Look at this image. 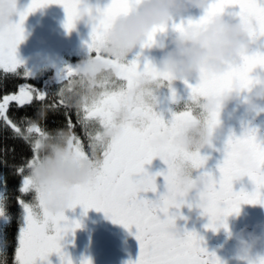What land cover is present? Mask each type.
I'll return each mask as SVG.
<instances>
[{"label":"snow or ice","instance_id":"6c2138e0","mask_svg":"<svg viewBox=\"0 0 264 264\" xmlns=\"http://www.w3.org/2000/svg\"><path fill=\"white\" fill-rule=\"evenodd\" d=\"M9 2L13 4L18 19L7 26H0V79L13 77L35 81L34 71L19 57L18 48L25 39L24 23L27 17L51 4L63 7L66 15L64 28L68 32L75 29L82 8L88 13L91 28L88 54L108 64L114 74L99 81L97 94L90 103L74 110L68 107L67 99L75 91L76 66L64 65L56 70V80L60 86L54 93L26 82L20 84L15 93L0 97V127L11 130L14 139L24 140L31 152V156L22 158L20 164L11 165L13 174L19 177L15 188L19 193L15 196L19 212L15 217L10 210L12 197L9 195L8 179L0 174V264H7V249L10 246L7 229L14 219L17 231L13 264H38V261L40 264H51L49 257L53 254L59 257L60 264H73L71 256L65 251L64 241L68 234H74L80 227L79 222L69 220L63 211L53 213L49 210L44 193L31 176V169L40 158L41 141L50 132L27 115L19 121L14 120L9 115L13 105L17 110L39 105L38 116L41 109L46 112L65 110L66 127L72 132V148L77 156L87 158L95 152L101 160L95 179L72 189L67 209L80 206L85 213L95 209L129 231L135 228L139 255L134 264H222L215 253L208 252L203 246V238L197 232L171 230L177 215L169 210L179 209L186 203L189 208L193 206L184 194L178 200H170L163 193L155 200L140 194L156 193L158 176H163L164 186L171 188L176 180L175 164L183 160L203 181V190L195 206L202 210V215L208 216L209 224L206 227L213 231L219 227L227 229L226 218L238 214L242 204L264 205V140L258 138L256 128L246 127L238 136L229 130L221 149L223 159L217 164L218 177L210 171H201L209 159L201 151H185L171 139L163 145L154 142L165 132L174 137L197 120L214 132L221 123L219 108L217 111L203 112L200 102L229 91L233 81H239L242 89L250 91L261 82L260 76L254 77L252 74L258 68L264 70V51L251 49L235 62L226 61L224 70L219 73L202 69L195 84L183 79L190 89L189 103L184 110L174 112L172 118L165 121L154 110V92L148 91L138 96H130V93L139 78L146 77L167 82L175 102L177 96L172 82L177 79L169 73L159 72L151 61L141 62L139 53L132 59L121 61L101 55L98 47L106 43L114 21L133 11L140 0H110L103 8L87 4L84 0H31L22 10L18 8V0ZM228 8L238 9L234 15L247 25L252 45L264 39V0H209L198 20L180 19L179 22L174 20L168 25L156 26L145 36L140 48H151L157 43L158 35L169 29L183 32L188 28L201 27L217 15L225 14ZM50 95L57 99L49 103ZM145 95L149 97V102L143 99ZM125 109L129 118L121 120L119 113ZM77 126L83 136L76 133ZM115 126L122 129L121 134L105 142L103 129ZM210 148H214V145ZM8 151L5 149V158L0 159L4 167H9L6 159ZM157 157L167 165V170L152 174L145 165L151 164ZM243 177L254 185L252 191L243 188L234 190V183ZM29 194L32 195L31 201L24 199ZM81 264H91V261L84 259ZM248 264H264V258H258L255 262L250 259Z\"/></svg>","mask_w":264,"mask_h":264},{"label":"clouds","instance_id":"9594fccd","mask_svg":"<svg viewBox=\"0 0 264 264\" xmlns=\"http://www.w3.org/2000/svg\"><path fill=\"white\" fill-rule=\"evenodd\" d=\"M209 0H140L139 4L129 14L117 18L109 30L106 43L99 45L101 55L112 57L121 61L127 60L141 46L145 36L156 26L168 25L172 21L183 17L192 10H204ZM15 10L9 0H0V26L12 23ZM89 16L81 10L77 23L88 25ZM156 46L163 51L159 62H153L161 73H169L176 79H198L201 70L209 73L222 72L226 61L235 62L239 57L252 49L248 35V27L239 19L229 22L225 14L217 15L201 27L188 28L183 32H175L171 39L159 41ZM75 91L68 97L69 108H80L90 103L97 94L96 85L105 76L114 73L110 66L94 55H87L76 65ZM165 81H156L141 77L130 96H138L165 84ZM243 102L248 109L256 110L264 105V78L255 84L252 89L244 90L239 81H233L231 89L218 97L202 100L200 110L203 112L217 111L220 115L227 110V106L234 101ZM149 102L148 96H143ZM47 112L41 109L39 117L43 120ZM121 120L129 118L128 111L119 113ZM119 126L103 129L105 142L121 134ZM221 123L214 132L208 126L197 120L188 124L174 137L165 132L155 138V143L163 145L169 140L185 151H201L210 148L213 141L218 138ZM72 132L56 130L49 133L41 141L40 158L31 169V176L35 185L44 193L48 208L53 213L67 210L72 189L77 185L88 184L93 181L100 169L101 160L91 153L87 158H80L72 148ZM176 180L171 188L165 187L166 195L170 200H178L181 194L196 201L203 190V181L196 175L190 165L181 160L175 164ZM173 232L181 229L175 223L171 226ZM264 242V237L246 230L236 237V256L243 261L252 259V253Z\"/></svg>","mask_w":264,"mask_h":264},{"label":"flooded vegetation","instance_id":"af4514ba","mask_svg":"<svg viewBox=\"0 0 264 264\" xmlns=\"http://www.w3.org/2000/svg\"><path fill=\"white\" fill-rule=\"evenodd\" d=\"M31 0H18V8L21 10L25 8ZM85 3L105 7L110 0H84ZM38 10H48L49 17H42L39 14H32L28 16L24 23V29L27 30V25L34 26L35 32L32 35L33 41H38L37 49L49 54L44 61L37 67V74L48 72L49 79L52 81L46 82L42 86H49L59 88L56 80V70L69 65L75 67L81 60L88 55V48L86 44L90 42L89 25L77 23L75 29L68 32L64 28L66 15L62 6L51 4L47 7ZM238 12L236 8H228L225 10V18L229 22H236L238 17L234 15ZM204 14V10H192L183 17L178 18L187 21L188 19L198 20ZM16 19V17H14ZM18 19V17H17ZM175 31L169 29L165 33H161L157 37V42L167 41L172 38ZM28 35L25 34V39ZM64 42V44L62 43ZM58 44H61L58 46ZM84 46L87 48L84 49ZM252 50L264 51V39L255 42L252 45ZM58 54V66L48 63V57H53V54ZM139 53L141 62L145 60L159 62L163 55V51L155 45L151 48H139L129 59L134 58ZM55 66V67H54ZM254 77L260 76L264 78V70L256 69L253 74ZM196 79H189V83L195 84ZM172 87L176 91L177 99L175 103L181 101L179 105L186 106L189 103L190 89L182 80H175L172 82ZM156 102L154 110L162 115L165 121L172 118L174 112H179L184 109L173 110L171 92L167 86V82L157 89H154ZM221 131L218 138L213 141L214 148H206L201 150L202 155H207L209 159L206 166L201 171H210L214 176L218 177L219 172L217 164L223 159L221 151L223 142L227 137L229 130L234 132L237 136L240 135L246 127H254L257 129L258 138L264 140V105L256 110L248 109L243 102V97L239 101H234L227 106L226 111H222L220 115ZM83 136V133H82ZM85 146L87 141H84ZM145 168L152 174L157 172H165L167 165L164 164L158 157L154 158L151 164L145 165ZM0 174H3L0 171ZM193 175H197L194 171ZM157 192L156 193H141L144 198L155 200L158 196L165 192L163 176L157 177ZM252 191L254 185L247 177L234 183V190L241 189ZM10 191V189H9ZM25 200L31 201L32 195L24 197ZM188 203H192L189 208L188 204H184L181 208L170 209V213L177 215L176 223L183 231H195L203 238V246L210 253L221 260L222 264H248V261H243L236 256V237L241 230H246L248 233H254L257 236L264 237V205L256 204H242L238 214H232L226 218L227 229L219 227L218 230L213 231L206 227L209 224L207 215H202V210L195 206V201L190 197L186 198ZM10 203V210L13 216H17L19 210L16 209V204ZM65 215L69 220L77 221L80 227L73 233L66 236L64 245L65 251L71 256L73 264H81V261L88 259L91 264H129L134 262L139 255V242L135 238V228L130 231L118 223H114L110 218L106 217L102 211L89 209L85 213L84 209L77 206L75 209H67ZM183 217V218H180ZM10 246L7 249V264H13L14 250L16 246L15 236L17 231V224L15 219L7 229ZM258 258H264V242L257 246L252 253V261H257ZM51 264H60L59 257L55 254L49 257ZM38 264L40 262L38 261Z\"/></svg>","mask_w":264,"mask_h":264},{"label":"trees","instance_id":"16d2710c","mask_svg":"<svg viewBox=\"0 0 264 264\" xmlns=\"http://www.w3.org/2000/svg\"><path fill=\"white\" fill-rule=\"evenodd\" d=\"M32 14L35 15L39 14L42 15V17H49L48 10H36L35 12L31 13L29 16H32ZM26 28L28 30L25 31V34L28 35V39L26 40H31L36 27L34 28V26L32 27L31 25H27ZM48 81H52L51 79H49L48 72H44L43 75L41 74L40 76H35V81H25L23 79H18L13 77H9L8 79H0V97H3V95L5 94L15 93L18 90V86L26 82L44 87L47 91H49V93L56 92L58 88L55 87L50 88L49 86H42ZM54 99H57V97L50 95L48 98V102L51 103ZM38 108L39 105H35L31 108L17 110L16 107L13 105L10 108L9 115L14 120L17 121H19L22 117L27 115L28 117L40 123V125L44 127L46 130H48L50 133H53L56 130H60V129L68 130L66 127L64 109H60L59 111H48L46 117L43 120H41L40 117L37 115ZM71 110H74V108H71ZM73 121H75L74 116H73ZM75 131L78 135L82 136V132L79 126L76 127ZM5 149L9 150L6 156L9 167H4L2 164H0V171L4 175H6L8 179V187L10 189L9 195L12 197L10 201L16 204L15 196L19 195V193L15 191V188L19 182V177L13 174V168L11 167V165L20 164L22 158L31 156V152L29 150V145L24 140L14 139L11 130H6L3 127H0V159L5 158L4 157ZM16 209L18 210L17 205H16Z\"/></svg>","mask_w":264,"mask_h":264},{"label":"rangeland","instance_id":"374dc122","mask_svg":"<svg viewBox=\"0 0 264 264\" xmlns=\"http://www.w3.org/2000/svg\"><path fill=\"white\" fill-rule=\"evenodd\" d=\"M17 19V17H16ZM64 44V42H62ZM37 44L38 41H33L31 40H24L18 48V54L19 57L25 61V64L28 68L32 69L35 73V75L40 76L41 73H38L37 67L41 64L42 61H44L43 58H45L46 56H48L49 54L45 53L44 51L38 50L37 49ZM61 44H58V46H60ZM87 47V44H86ZM84 46V49L86 48ZM36 50V51H35ZM87 50V48H86ZM57 60L59 62V64L61 63V59H58V54L54 53L53 57L51 56L50 58L48 57V63L54 64L55 66H58V62L54 61ZM82 61V60H81ZM181 101L175 103L172 101L171 107L173 108V110H179V109H184L185 106L179 105Z\"/></svg>","mask_w":264,"mask_h":264}]
</instances>
